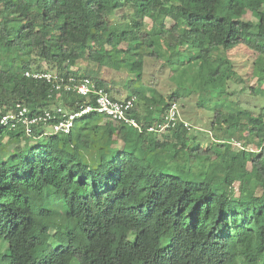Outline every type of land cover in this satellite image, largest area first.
I'll return each mask as SVG.
<instances>
[{
	"label": "trees",
	"instance_id": "1",
	"mask_svg": "<svg viewBox=\"0 0 264 264\" xmlns=\"http://www.w3.org/2000/svg\"><path fill=\"white\" fill-rule=\"evenodd\" d=\"M241 46L264 62V0H0L1 110L95 106L25 76L55 72L117 101L136 97L130 116L145 128L90 112L70 135L53 134L54 122L31 135L1 129L0 264H264V107L215 110L205 148L183 123L147 131L179 104L177 91L136 89L149 59L158 70L197 65L206 93L230 97L226 53ZM82 60L127 80L107 82ZM254 72L264 81V68Z\"/></svg>",
	"mask_w": 264,
	"mask_h": 264
},
{
	"label": "rangeland",
	"instance_id": "2",
	"mask_svg": "<svg viewBox=\"0 0 264 264\" xmlns=\"http://www.w3.org/2000/svg\"><path fill=\"white\" fill-rule=\"evenodd\" d=\"M245 19L256 21V18L251 13H247ZM166 23L168 27L172 25V22L167 19ZM219 52L224 53V51ZM226 54L236 71V75L232 77L228 86L230 97L226 93H221L220 95L218 91L206 93L205 85L202 81L204 73L200 71L197 65L191 69H177L178 67L174 66V70L166 68L158 70L149 59L145 61L143 82H138L136 89L141 91L146 89L144 85H151L148 89L152 93L166 98L177 91L180 97L178 105L182 120L191 125V132H198V137L202 139L204 147L207 148L210 145L211 133L209 128L211 127L215 110L220 109L224 112H229L236 104H239L242 108L252 107L255 109L264 107V81L254 74V70L258 71L264 68V62L262 61L260 66L255 67L254 62L257 59V55L243 46ZM262 58L264 59V57ZM77 68L99 72L101 78L107 82L113 81L116 84H122L127 80V73L117 72L108 68L100 69L98 65L91 64L87 60L78 62ZM118 89L121 90L120 94L122 97L128 95V92L122 86H119ZM234 120L235 118L232 119V121ZM245 136L246 132L244 129L237 135L241 144L244 143ZM20 145L29 148L33 143L24 141ZM16 146V143H7L6 158L11 156ZM249 148L258 150L256 146H250ZM237 150H239L238 146L232 147L233 152ZM238 185H236L237 189ZM4 259V253L0 252V260Z\"/></svg>",
	"mask_w": 264,
	"mask_h": 264
},
{
	"label": "built area",
	"instance_id": "3",
	"mask_svg": "<svg viewBox=\"0 0 264 264\" xmlns=\"http://www.w3.org/2000/svg\"><path fill=\"white\" fill-rule=\"evenodd\" d=\"M25 76L35 80H45L48 84L52 85L55 91L73 92L81 97H93L95 99V106H87L77 113H68L63 108L58 107L31 117L28 108L21 104H16L10 110L4 111L0 109V130L5 128H22L26 135H31L34 127L41 124L51 125L50 123L54 122L50 126L53 134L70 135L74 129L76 120L90 112L105 115L138 132L145 130L135 118L130 116V111L134 108L137 101V98L134 96L124 101L114 100L105 89L99 88L93 81L86 77L76 79L74 77H64L55 72L30 71H27ZM178 123H183L186 129L189 131L192 130L191 125L182 120L178 103H173L166 112L164 121L150 126L147 131L149 133H163L175 127ZM232 143L235 146L241 147L240 142L233 141Z\"/></svg>",
	"mask_w": 264,
	"mask_h": 264
},
{
	"label": "crops",
	"instance_id": "4",
	"mask_svg": "<svg viewBox=\"0 0 264 264\" xmlns=\"http://www.w3.org/2000/svg\"><path fill=\"white\" fill-rule=\"evenodd\" d=\"M119 97H120V99H124V98H126L127 96H126V97H122V96L119 95Z\"/></svg>",
	"mask_w": 264,
	"mask_h": 264
}]
</instances>
